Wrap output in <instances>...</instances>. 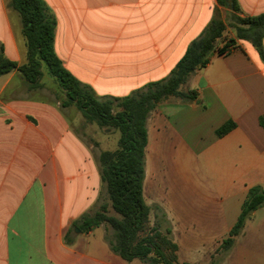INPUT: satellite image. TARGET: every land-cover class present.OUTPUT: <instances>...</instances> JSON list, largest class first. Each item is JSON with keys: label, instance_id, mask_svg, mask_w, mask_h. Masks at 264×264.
<instances>
[{"label": "crops", "instance_id": "0c3cea01", "mask_svg": "<svg viewBox=\"0 0 264 264\" xmlns=\"http://www.w3.org/2000/svg\"><path fill=\"white\" fill-rule=\"evenodd\" d=\"M44 1L55 17L54 50L63 66L97 95L115 97L166 77L217 6V0ZM237 2L240 15L264 12V0ZM219 9L226 18V8ZM0 46L7 58L25 62L20 18L9 0H0ZM41 82L29 89L18 70L0 75V264H145L111 250L107 225H75L103 192L97 154L116 149L100 137L117 130L85 141L76 126L90 123ZM181 89L194 90L197 100L170 99L147 118L143 197L165 212L178 261L208 264L248 188H264V60L240 40L230 53L213 54ZM228 120L235 127L217 136ZM253 226L261 263L264 205L240 234Z\"/></svg>", "mask_w": 264, "mask_h": 264}, {"label": "trees", "instance_id": "16d2710c", "mask_svg": "<svg viewBox=\"0 0 264 264\" xmlns=\"http://www.w3.org/2000/svg\"><path fill=\"white\" fill-rule=\"evenodd\" d=\"M229 3V4H228ZM219 6L226 8L223 18ZM9 7L20 18L26 43V60L22 64L7 58L0 46V75L18 70L29 89L43 86V67L57 80L62 98L60 105L74 104L85 122L96 123L119 131L118 146L97 154L103 192L91 213L76 222L82 230L107 225L105 239L111 250L126 261L139 259L145 264H195L179 262L178 246L171 236L170 222L159 206L150 207L143 197L145 176L146 121L152 111L170 99L183 102L197 100L194 90H182L190 76L205 67L213 54L224 55L239 48V41H249L264 60V12L240 15L237 0H217L210 22L192 40L183 56L169 74L122 97L97 95L90 86L77 80L62 64L54 50L55 17L44 0H9ZM230 27L233 35L224 31ZM219 41V45L217 42ZM264 128V114L259 117ZM235 127L232 120L219 126L215 133L221 137ZM264 205V188H248L236 221L222 239L208 264H220L231 250L235 237L241 233L246 220ZM151 209L155 221L150 225ZM110 211L113 214H110Z\"/></svg>", "mask_w": 264, "mask_h": 264}, {"label": "rangeland", "instance_id": "374dc122", "mask_svg": "<svg viewBox=\"0 0 264 264\" xmlns=\"http://www.w3.org/2000/svg\"><path fill=\"white\" fill-rule=\"evenodd\" d=\"M224 34L226 36H232L233 32L230 27H228L225 31ZM220 40H218L217 45H219ZM44 75L42 80L45 82L46 86L49 88V94L50 95H56L60 99L62 98V93L60 92V88L58 85L57 80H55L52 76L48 75V72L45 67H43ZM46 94L47 91H46ZM108 129L109 131L112 130L110 127H101L95 123H90L86 125H82V123H79L76 126V130L85 139V141L96 143L95 138L100 135V132L103 130ZM104 135V134H102ZM120 135L119 131L115 132H109L108 136L106 137H100V139H103L104 145L109 144L112 145L113 142H115L116 147L118 146V139L117 137ZM231 206L229 207V209ZM238 216V215H237ZM230 217V216H229ZM154 223L153 216L150 218V225ZM225 238L228 235V232H225ZM255 229L253 227H248L244 229V232L242 234H239L235 237L234 244L231 248V250L225 255L223 258L222 262L224 264H264V262H257L255 253H256V239H255ZM222 238V239H223ZM222 241V240H221ZM214 253V252H213ZM212 253V254H213ZM244 255L245 261L240 262L238 258ZM230 257V258H229ZM220 263V264H221Z\"/></svg>", "mask_w": 264, "mask_h": 264}, {"label": "water", "instance_id": "95a60500", "mask_svg": "<svg viewBox=\"0 0 264 264\" xmlns=\"http://www.w3.org/2000/svg\"><path fill=\"white\" fill-rule=\"evenodd\" d=\"M228 4H229V3H228ZM75 230H76V231H79V229H78V228H75Z\"/></svg>", "mask_w": 264, "mask_h": 264}]
</instances>
